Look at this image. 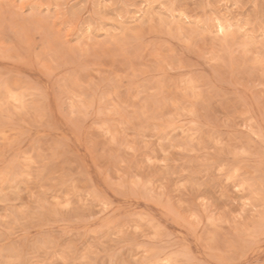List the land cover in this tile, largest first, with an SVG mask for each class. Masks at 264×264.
Listing matches in <instances>:
<instances>
[{"label":"rangeland","instance_id":"1","mask_svg":"<svg viewBox=\"0 0 264 264\" xmlns=\"http://www.w3.org/2000/svg\"><path fill=\"white\" fill-rule=\"evenodd\" d=\"M0 264H264V0H0Z\"/></svg>","mask_w":264,"mask_h":264},{"label":"bare ground","instance_id":"2","mask_svg":"<svg viewBox=\"0 0 264 264\" xmlns=\"http://www.w3.org/2000/svg\"><path fill=\"white\" fill-rule=\"evenodd\" d=\"M217 27H218L219 33H224L225 34L227 32L228 26L225 24L224 21H222L220 19L218 20ZM221 29H223V31H221Z\"/></svg>","mask_w":264,"mask_h":264},{"label":"snow or ice","instance_id":"3","mask_svg":"<svg viewBox=\"0 0 264 264\" xmlns=\"http://www.w3.org/2000/svg\"><path fill=\"white\" fill-rule=\"evenodd\" d=\"M221 31H223V29H221Z\"/></svg>","mask_w":264,"mask_h":264}]
</instances>
